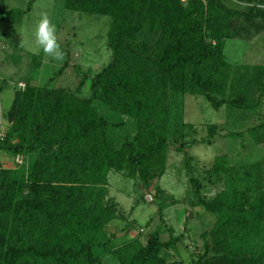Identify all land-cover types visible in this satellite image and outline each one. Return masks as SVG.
I'll return each instance as SVG.
<instances>
[{
	"label": "trees",
	"instance_id": "1",
	"mask_svg": "<svg viewBox=\"0 0 264 264\" xmlns=\"http://www.w3.org/2000/svg\"><path fill=\"white\" fill-rule=\"evenodd\" d=\"M33 1H29L27 11ZM64 3L70 11L111 16L107 38L111 59L92 78L90 98L47 87L18 93V103L22 100L23 104L16 106L10 132L0 142V153L35 157L26 181L4 169L0 161V264H30V260L41 264H103L94 252L92 234L115 217L109 206L102 207L110 169L144 174L167 149H185L181 139L165 135L168 91L200 93L215 110L224 105L251 109L243 98H225L231 71L224 55V34L216 26L213 42L205 41L210 26L204 12L215 10L229 19L244 16L251 20L264 19V10L251 8L244 13L227 8L221 0H189L176 16L171 0ZM23 13L0 9V20L7 22ZM143 14L163 29L156 53L148 52L144 43L131 42ZM98 95L111 101L112 110L137 121L136 135L119 148L109 139L108 122L93 106ZM261 128L264 123L253 130ZM214 130L210 127L208 133ZM13 138L17 142H12ZM207 175L211 183L223 182L224 190L205 200L199 181L190 178L196 204L216 217L209 231L213 242L205 243L196 256L191 254L190 264H264V186L239 177L224 156L215 159ZM11 221L27 225L25 234L15 237L4 228V223ZM60 228L79 236L89 234L78 248L60 241L43 248L48 232L55 235ZM179 241V237H173L161 242L151 234L132 255L125 247L113 254L118 264H182L161 256L163 250Z\"/></svg>",
	"mask_w": 264,
	"mask_h": 264
},
{
	"label": "rangeland",
	"instance_id": "2",
	"mask_svg": "<svg viewBox=\"0 0 264 264\" xmlns=\"http://www.w3.org/2000/svg\"><path fill=\"white\" fill-rule=\"evenodd\" d=\"M29 1L0 0L1 10L25 12L7 22L0 20V125L4 139L13 124L16 106L23 104L22 100L18 103V93L47 87L68 89L81 99L90 98L92 78L111 59L107 46L112 20L109 14L70 11L65 8L64 0H34L27 11ZM171 1L175 2L177 16L189 0ZM221 1L227 8L244 13L251 8L264 10V0ZM45 12L57 28L62 52L59 59L30 50L35 49V28ZM142 16L131 42L144 43L148 52L156 53L161 46L159 36L163 29L147 14ZM204 17L210 26L206 30V42H213L216 26L224 34V55L231 71L225 98H243L251 109L224 105L215 110L200 93L168 91L165 135L169 139H181L185 149H167L144 174L110 169L102 207L109 206L115 217L92 234L96 244L94 252L103 264H118L114 250L125 247L132 255L145 245L151 234L157 235L161 242L179 237L175 247L163 250L161 256L168 262L190 264L191 254L196 256L205 243L213 242L209 231L216 223L215 215L196 204L190 178L199 181L203 198L211 200L224 190L223 182L211 183L207 175L217 158L224 156L239 177L264 186V129L253 130L264 123V19L247 20L244 16L229 19L215 10H206ZM21 40L27 43L21 46ZM19 84L24 85V91L19 89ZM93 106L108 122V136L114 146L119 148L124 141L134 138L137 132L134 117L112 110L111 101L102 95L96 97ZM213 126L215 132L209 134L208 129ZM11 141L15 143L17 139ZM52 150L56 151L57 147L53 146ZM34 157L33 154L0 153L2 167L25 181ZM87 188L96 195L91 187ZM26 226L19 221L4 223V228L15 237L25 234ZM87 234L79 236L60 228L55 235L48 232L42 247L48 248L60 241L62 245L71 243L78 248ZM30 261V264H41Z\"/></svg>",
	"mask_w": 264,
	"mask_h": 264
},
{
	"label": "clouds",
	"instance_id": "3",
	"mask_svg": "<svg viewBox=\"0 0 264 264\" xmlns=\"http://www.w3.org/2000/svg\"><path fill=\"white\" fill-rule=\"evenodd\" d=\"M26 43L27 41L21 40L20 45L24 46ZM34 43L35 49L30 50L36 52L42 51L45 55L50 56L53 59H59L62 57L56 25L52 22L46 12L42 13L41 19L35 28Z\"/></svg>",
	"mask_w": 264,
	"mask_h": 264
},
{
	"label": "built area",
	"instance_id": "4",
	"mask_svg": "<svg viewBox=\"0 0 264 264\" xmlns=\"http://www.w3.org/2000/svg\"><path fill=\"white\" fill-rule=\"evenodd\" d=\"M19 89L20 90H23L24 89V85L22 84H19ZM4 140V136H3V133H2V127L0 125V142H2ZM148 200H152V197L151 196H147Z\"/></svg>",
	"mask_w": 264,
	"mask_h": 264
}]
</instances>
